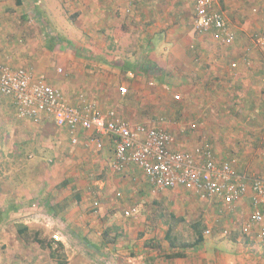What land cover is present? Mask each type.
Masks as SVG:
<instances>
[{"label":"crops","instance_id":"obj_1","mask_svg":"<svg viewBox=\"0 0 264 264\" xmlns=\"http://www.w3.org/2000/svg\"><path fill=\"white\" fill-rule=\"evenodd\" d=\"M195 3L196 0H0V21L9 20V24H1L9 38H0V63L43 74L70 105H76L77 97L84 95L104 111L115 109L125 116H136L133 120L138 123L127 120L132 125L145 123L139 115H133L138 105L132 107L127 100H135L140 109L147 105L164 109L174 121L165 118L167 121L160 126L173 135V149L191 151L202 145L212 148L205 138L200 141L197 136L206 124L221 133L214 123L219 118L216 112L204 119L205 110H213L217 104L208 99L217 98L221 86L234 89L228 104L235 103L239 95L262 102L264 51L254 41L264 36V0H214L212 10L222 15L227 32L234 37L230 44L215 38L212 31L195 32ZM19 16L23 21L20 28L15 25ZM25 45L41 46L43 50L28 51ZM56 63L65 73L56 69L52 75L47 74ZM147 86L157 88L149 90ZM120 87L127 88L126 97L119 96ZM168 87L179 102L183 100L182 104L175 107L170 102L171 96L163 90ZM144 94H148L147 102L141 101ZM262 108L256 111L264 117V102ZM216 110L221 118V108ZM12 111L11 103L0 99V116L7 114L0 140L7 139L8 157L19 163L25 159L20 164L25 167V179H17L14 199L9 202L10 206H19L12 224H21L46 241L56 236L62 247L53 253L56 243L41 248L34 240L44 252L38 253V264H85L97 260L116 264L115 253L122 245L132 249L135 264H223L206 259L209 251L218 256L220 253L208 250L205 242L180 250L171 248L166 240L170 215L187 221L193 208L225 213L231 226L239 222L235 227L247 245L234 247L235 251L229 253L235 258L231 257L228 264H264V242L257 241L255 230L248 227L251 193L228 208L213 200L203 201L180 187L158 191L133 164L121 171L113 169L114 144L108 136L98 135L101 148H97L94 132L77 129L73 143L68 130L56 127L50 119L35 123L18 119L14 112L10 117ZM183 111L191 114L187 120ZM17 125L20 136L12 140L11 129ZM212 150L216 154V149ZM234 165L240 175L255 174L248 172L242 161ZM256 167L262 171L264 162H258ZM133 208L136 213L124 215ZM118 210L123 220L116 218ZM218 219L207 222L216 225ZM158 246L161 251H157ZM178 250L185 254L183 258H166ZM244 252L251 260L236 256Z\"/></svg>","mask_w":264,"mask_h":264},{"label":"built area","instance_id":"obj_2","mask_svg":"<svg viewBox=\"0 0 264 264\" xmlns=\"http://www.w3.org/2000/svg\"><path fill=\"white\" fill-rule=\"evenodd\" d=\"M213 4L214 0H196L194 30L212 31L215 38L230 44L234 37L227 32L222 15L212 10ZM255 45L264 51V36L255 39ZM125 93L126 88L120 87L119 94ZM3 98L10 99L18 119L35 123L50 119L56 127L68 130L73 143L77 129L94 132L97 148H101L98 135L108 136L114 144L113 169L121 171L133 164L158 191L180 187L203 201L217 200L228 208L251 193L248 227L264 242V169L256 174L240 175L234 168V160H218L208 145L191 151L173 149L174 137L164 128L119 120L113 111L98 108L84 95L77 97L76 105H70L43 74L29 68L0 63V99ZM133 213H136L134 208L126 210L124 215ZM53 238L58 240L56 236Z\"/></svg>","mask_w":264,"mask_h":264},{"label":"rangeland","instance_id":"obj_3","mask_svg":"<svg viewBox=\"0 0 264 264\" xmlns=\"http://www.w3.org/2000/svg\"><path fill=\"white\" fill-rule=\"evenodd\" d=\"M17 18H18L17 23L15 25L20 28V26L22 27L23 24V21L20 20L22 17L19 16ZM10 22L11 25L14 26V22L13 21ZM4 23L9 24V20H7L6 22L0 21V38L2 39L4 35H6V38H9L8 30H5V28L1 27V24L4 25ZM30 23H33V21H31ZM21 32L23 31L21 30ZM62 33L64 34L67 33V30L62 31ZM25 48L28 51L30 49H33L37 52L43 50V47L41 46L29 45L26 46ZM4 49L5 48H3V50ZM0 54L2 53L0 52ZM28 58H30L29 55L27 56V59ZM57 64L58 63H56V65ZM56 65L52 64L51 72L47 74L52 75L56 69H59L61 74L65 73L64 68L60 64H58V67H55ZM32 67L36 68V66L33 64ZM148 87L150 90L151 88L154 89L155 86L154 87L147 86V88ZM159 89L161 90V87ZM219 89L221 91L217 90V94L215 95V97L217 96V98H214L216 101L214 99H208L210 102H214L217 104H215L214 106L215 108L213 110H208V111L205 110L204 113L206 115H204V119L207 116H211L213 112H216L215 116L216 117L219 116V118H216L214 120V123L217 126L216 129L221 130V133L218 134L216 133L217 131L214 132L211 126L210 125L208 126V124H206L205 127L202 128V131H199L198 133L199 136H197V140H200L201 138H205L206 140L211 141L212 148L214 150L216 149V154L214 153L216 157L217 154L218 155L220 154L219 158H222L224 160L232 159L234 160V164L235 163L237 164L240 161H242V163L244 164L243 166L247 165L246 167L250 170L248 172H252L255 174L259 173L261 171H257L258 168L256 167V165L260 161L264 162V117H262L261 113L256 110L263 109L262 107L264 102V96L261 97L262 102L259 103L258 101L253 100L251 96L246 97L243 95L242 96L239 95V98H237V101L235 103L228 104V102L231 101L230 100L231 97H234L233 94L231 93V91H233L234 89L224 88L222 86ZM163 90L164 92H166L171 96V98H169L170 102L172 101L175 107L182 104L183 100L181 102H179V99L174 100L173 98L174 95L172 94L173 91L169 90V87ZM124 95L125 96L123 95H119V96L126 97L128 95V90H126V93ZM147 95L148 94L142 95L141 101L143 100L144 102H147L146 100ZM127 103H130L132 107H136L138 105L139 109L136 110V112L133 113V115L134 114L139 115L141 118L140 121H143L145 125L152 124L149 126H155L161 128L163 127L160 126L161 123H164L167 120L174 121L173 119L168 118L169 115L164 109L162 110L156 109L157 107L154 108V106L152 105L150 107H147L148 106L147 103H146L147 105L146 107L144 106L142 107V109H140L141 106L137 104L135 100L131 101V99L127 100L126 104ZM224 106L225 108H222ZM218 107L221 108L220 112L222 119L220 118V115L216 110ZM107 110L113 111L116 118L119 120H125V121L131 120L138 123L137 120H133V119H137L136 116L128 117L125 116L122 111H119L121 112V114L119 112L117 113L115 109L114 110L107 109ZM181 111L182 110H180V112ZM183 112L185 113V116L184 115L183 116L187 120L188 119L187 116L189 117L191 114L186 111ZM4 115L5 113H2L0 116V136L5 133L4 132L5 126L3 125V122H4V117L7 114L5 116ZM12 115L13 112L10 115V117H12ZM157 121L159 125H157L156 123ZM210 121H212V119ZM128 122L131 124L130 121ZM16 127H18V125ZM16 127L14 128V126H12L11 129L12 140H18L20 136V128L19 127L16 128ZM31 136L32 135H29V137ZM34 136L35 139L38 138L37 134H35ZM34 136L32 137L33 139ZM6 147H8L7 139H4L2 141L0 140V264H38L35 261L38 257V253L44 254V252L34 242L35 235L33 233L35 232L27 231L25 233L20 234L18 232V228L22 225L12 224L11 221L13 217H17V215L14 214L15 212H17L19 206H15V205L10 206L11 204L9 202L12 198L14 199L15 189L18 186L16 183L17 179L20 178L21 181H24L25 179V175H26L25 167L20 165L22 161H24L25 159L20 161L21 163L16 162L14 160L15 159L14 157H12L11 159L10 157H8L9 152L7 153L8 150L6 149ZM27 164L29 163L27 162ZM245 175H250V174H245ZM3 197L4 199L2 201ZM193 209H194L193 212L189 211L188 213L189 216L187 215V212H185V215L188 216L189 220L181 222L177 224V226L176 225L174 226L172 233L173 234L172 240H174L175 242L192 241V230L190 229L188 222L192 220L200 219L205 225H208L210 227L208 228L210 233L209 234L204 233L205 235L204 244L206 245L208 250L217 249L220 253V256H218L219 254H213L210 253L209 251L207 254H205L206 259H208L209 262H213L214 259L215 262L228 264L229 261H231V257L234 256L233 254L230 255L231 251H235L234 247L237 246L244 247L247 245L245 243L246 238L244 236H241L239 230H237L238 228L235 227L236 226L235 223L238 224L239 222L238 223L235 222L233 226H231L232 221L229 223V220L227 219V214L225 215V213L211 214L208 212L206 208L205 209L193 208ZM217 216L219 219L216 221L215 223L216 225H213V223L211 224V222L210 224L207 222V219H209L208 221H211ZM116 218L123 220L122 216L119 213V210L116 213ZM214 226H216L217 228ZM37 238L38 239L42 238V235L37 233ZM120 239H124V238H118L117 240ZM117 240H115V242H117ZM135 245L137 244H131L132 247H136ZM256 245L259 244H255V243L253 244V246ZM128 247H129L128 245L127 246L122 245L116 250L117 252V254L115 253V259L117 262L116 264H133V263L135 264L133 260L134 254L131 252L132 249ZM157 248H158L157 251H161L159 250L161 246H158ZM244 254H248V253L244 252L243 256H241L240 254H236V256L238 255V257L240 258H245V256H247L249 258L248 255H244ZM249 260H251V258H249ZM104 261L105 260L103 261L97 260L93 262L87 261L85 264H105ZM49 262L50 261L48 260V263Z\"/></svg>","mask_w":264,"mask_h":264},{"label":"trees","instance_id":"obj_4","mask_svg":"<svg viewBox=\"0 0 264 264\" xmlns=\"http://www.w3.org/2000/svg\"><path fill=\"white\" fill-rule=\"evenodd\" d=\"M123 96H125V95H123ZM6 101H7V104L10 103V99H6ZM12 112H14V114H15V110H13ZM207 143H209L211 145V141L207 140ZM218 160L221 161L223 159L219 158ZM214 202L217 203L218 201L216 200ZM218 204L220 206L224 207L221 202L218 203ZM170 219H171L172 222H171V224L168 225V228L166 230V240L170 244L171 248H173V249L179 248L180 250L181 249H185L186 250L188 248H193V247H196V246H199V245L203 244V242L205 240L204 233H205V231L209 232V230H208V228L205 226V224L200 219L192 220V221L188 222L189 223L188 225H189L190 229L192 230V241H188V242H185V241L175 242L174 240H172V237H173L172 233H173L174 226L179 224V223H181V222H184V220L182 218H176L172 214L170 215ZM27 231H28L27 228L24 227V226H20L18 228V232L20 234L25 233ZM34 235H35L34 236L35 241L38 243V245L41 248H49V247H51V245L53 243H56V249L53 250L54 251L53 253H57L58 249L62 248L61 244L59 243V241L55 240L53 237H51L49 239V241H46V239H38L37 238V233H34ZM180 250H178L177 252L170 253V254L165 255V256H166V258H183L185 256V254L183 253V251H180ZM52 256H53V254H52Z\"/></svg>","mask_w":264,"mask_h":264},{"label":"clouds","instance_id":"obj_5","mask_svg":"<svg viewBox=\"0 0 264 264\" xmlns=\"http://www.w3.org/2000/svg\"><path fill=\"white\" fill-rule=\"evenodd\" d=\"M197 33V32H196ZM263 171V170H262ZM255 237H256V235H255ZM256 239H257V237H256ZM257 241H259L258 239H257ZM259 242H261V243H263V241H259Z\"/></svg>","mask_w":264,"mask_h":264}]
</instances>
